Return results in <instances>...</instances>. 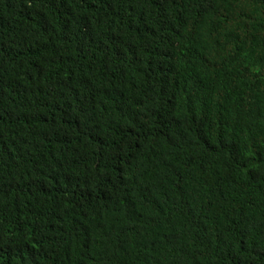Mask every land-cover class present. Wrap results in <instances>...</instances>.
<instances>
[{
    "label": "trees",
    "instance_id": "16d2710c",
    "mask_svg": "<svg viewBox=\"0 0 264 264\" xmlns=\"http://www.w3.org/2000/svg\"><path fill=\"white\" fill-rule=\"evenodd\" d=\"M0 264H264V0H0Z\"/></svg>",
    "mask_w": 264,
    "mask_h": 264
}]
</instances>
